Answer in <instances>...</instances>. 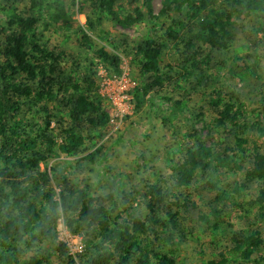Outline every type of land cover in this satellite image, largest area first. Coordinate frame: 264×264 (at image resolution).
<instances>
[{
    "label": "trees",
    "instance_id": "16d2710c",
    "mask_svg": "<svg viewBox=\"0 0 264 264\" xmlns=\"http://www.w3.org/2000/svg\"><path fill=\"white\" fill-rule=\"evenodd\" d=\"M69 1L0 0V14L8 16L6 27L0 26V264H179L181 247L206 230L214 237V252L199 264H264V235L228 221L230 207L256 208L264 220V152H250L241 139L249 131L264 137V97L262 122L252 121L237 101L220 94L206 108L190 107L188 91L176 84L196 92L211 81L214 58L226 54L236 38L255 51L264 48V0H164L158 15L154 0H82L88 6L87 13L80 11L84 25L70 16ZM104 21L123 29L149 23L159 34L160 43L147 34L133 50L141 78L133 90L134 110L162 104L172 112L184 109L191 127L179 139L178 157L169 161L170 175L147 184L144 193L93 195L63 177L56 198L42 166L60 154L82 153L87 140L102 138L108 127L95 59L110 75L120 74L121 59L117 49L98 47L92 39ZM47 31L73 36L84 64L79 55L51 49ZM170 41L176 42L174 60L165 66L175 79L161 67ZM167 80L182 91L176 100L160 96ZM171 116L159 114L167 130ZM219 132L223 137L215 136ZM101 155L99 147L77 164ZM196 182L210 200L193 219L195 204L183 190ZM60 217L82 238L78 262L63 244L56 255L42 251L56 239ZM219 239L224 247H218Z\"/></svg>",
    "mask_w": 264,
    "mask_h": 264
},
{
    "label": "rangeland",
    "instance_id": "374dc122",
    "mask_svg": "<svg viewBox=\"0 0 264 264\" xmlns=\"http://www.w3.org/2000/svg\"><path fill=\"white\" fill-rule=\"evenodd\" d=\"M69 2L71 3H68L67 9L70 16L84 25L85 16L80 14V11L87 13V4L82 3V0ZM163 3L164 0L153 1L155 15L160 13ZM18 6L21 11L25 8L23 4ZM7 20V14H0V26L5 28ZM101 29L90 33L95 44L109 51L117 49L116 54L121 59V72L117 75H110L101 61L95 59L98 64L99 94L107 103L108 127L102 138L87 140L82 153L75 156L60 154L50 159L47 165L42 166V170L46 169L51 178L52 190L56 198L62 189L63 177L70 179L78 187L87 189L93 195L104 196L120 190L144 193L147 184H156L170 175L169 161L178 157L179 139L184 137L191 127L189 113L184 109L172 112V109H167L168 106L162 104L161 107L152 110L146 105L139 113L134 110L133 90L141 83V78L133 63V50L147 34L152 35L153 39L160 43L157 38L159 34H156L151 25L145 23L132 29H123L109 21H104ZM43 36L49 41L51 49L62 51L69 57L79 55V60L84 64V51L73 36L64 35L59 31L43 32ZM175 44V41L167 42L164 48L161 67L167 72V77H173L169 69L166 70L165 65L174 60ZM249 56H252L251 59H246ZM244 60L249 62L248 72L242 70L245 66ZM212 71L211 81L202 83L196 92L177 80L176 84L188 91L187 105L190 107L203 105L206 108L209 98L220 94L225 101L230 99L237 101L252 121L262 122L260 100L264 97V48L255 51L242 41L241 37L236 38L226 54L214 58ZM167 81L160 96L170 94L176 100L182 91H174L175 85L171 84L173 82ZM161 112H167V116L172 115V123L168 124L170 130L164 127L159 118ZM52 127H55L54 124ZM201 128V124L197 126V130ZM201 133L204 138L208 131ZM215 136L221 138L223 133L219 132ZM241 139L247 141L244 147L250 152L254 149L264 152V137L255 131L247 132L241 136ZM99 147H102V155L99 159L96 158L92 163L84 161L77 164L78 160L93 153ZM230 179L237 180L238 176L231 175ZM183 192L184 196H188L195 204L191 209L193 219H197L199 212H206L210 196L206 194L202 183L196 182L193 187ZM230 209L228 221L236 229H255L264 235V220H260L256 215V208H248L245 211L238 207H230ZM213 240L210 231L196 232V235L181 247L178 263L199 264V259L209 257L214 252L210 244ZM219 242L221 243L218 247L224 245L223 240L219 239ZM59 244L65 245L68 254L78 262V256L83 252L82 238L67 228L63 217L59 218L57 224L56 239L44 244L42 251L56 255Z\"/></svg>",
    "mask_w": 264,
    "mask_h": 264
}]
</instances>
